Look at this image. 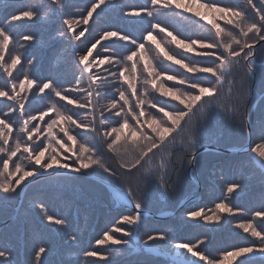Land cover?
I'll use <instances>...</instances> for the list:
<instances>
[{"label": "snow or ice", "instance_id": "snow-or-ice-1", "mask_svg": "<svg viewBox=\"0 0 264 264\" xmlns=\"http://www.w3.org/2000/svg\"><path fill=\"white\" fill-rule=\"evenodd\" d=\"M118 0H89L86 14L81 19H64L63 25L66 26V32L70 35L71 41H79L81 37L89 31L84 27L79 33H76V27L88 25L92 20L93 14L97 10L103 11L108 5L115 7ZM264 6V0H259ZM150 7L132 8L124 12L128 17L147 16L149 19L150 30L143 36L142 42L127 34H120L118 31H104L95 43L87 49L85 54L79 55L80 76L77 77L73 88H59L54 85L52 80L38 83L30 78L25 72L19 81L12 79L13 72L21 64V54L15 52L9 55L6 60V54L10 53V46L13 44V35L10 29L14 27L12 22L32 21L42 19L40 8H47L50 15L62 13L65 7L63 0H46L42 5H29L26 10L19 14L11 16V22L7 26H0V73L3 80V86H0V98L12 101V105H6L7 111L0 115V192L9 194L16 193L17 188L29 177H35L42 169L48 172L55 166L57 169H67V163H61V154L58 150L63 149L64 153H70L74 156V167L71 171L80 173L88 169L99 168L110 176H117L102 158L97 156V149L89 145L83 132H76V129H83L96 137H103L106 144V150L119 159L120 168L127 173H132L135 169L143 171L145 174L153 170L152 161L155 157V150L162 152L169 148H174L179 141L183 144L182 136L184 133V124L191 123V119L198 111L201 115L214 107L224 108V101L221 99L225 95L232 96V87L234 84L233 72L235 69L243 67L248 76L254 75L256 67V49L257 45L261 50V59H264V7L257 10L255 17H250L239 4L233 6L222 5L218 0H149ZM246 4L255 9L253 0H246ZM163 10V11H161ZM161 15H172L179 20H187L191 14L198 17L199 20L211 25L210 35L207 38H188L182 37L179 32L173 34L166 26H162L155 13ZM155 20V22H152ZM217 20H223L224 26L217 23ZM164 33L163 40H157L154 32ZM65 35V32H61ZM116 37L120 41L126 42L127 47L122 45L124 54L118 59L112 56L101 57L97 54L93 57V51L101 41H108ZM171 39H168V38ZM25 41L34 40L33 36L25 35ZM145 42H150L154 48L146 47ZM175 44L176 48H182L185 52H194L196 57L202 59H190L181 56L175 50H165L167 45ZM20 47H23L20 45ZM103 51L108 52L110 48L103 46ZM154 53V55L152 54ZM171 61L179 65L181 69L189 73H198L200 75L194 78H186L182 73L165 74L167 69L160 68L156 63L158 57ZM90 57L92 59L90 60ZM187 61V62H185ZM31 63V61H29ZM108 65L104 71L107 75L100 72V68ZM115 65V70L111 66ZM96 69V71H93ZM174 81L175 85L186 86L180 88L175 86L165 87L161 80ZM115 81V83H112ZM225 85L228 90L225 94ZM10 88V91L7 90ZM33 88L36 89L35 95L45 93L50 89L51 94L59 101H66L68 105H73L75 109H88L91 118L80 117L79 112L65 110L63 105L52 101L46 110L39 112V115L25 114V103L29 100V94ZM111 89H114L116 96L106 104H100L102 94L107 92L112 95ZM67 93H84V98L76 99L67 95ZM159 93L161 96H168L174 101H178L183 108L173 107L165 110L163 105L158 106L153 102V94ZM241 103L247 95L246 90H242ZM118 97V98H117ZM199 106V107H198ZM155 108L157 112H162L163 117H158L150 109ZM195 110V111H194ZM227 112L235 114L238 112V106H230L225 109ZM19 112L18 119H21L22 125L19 127V134L13 137V122L11 115ZM110 114V115H106ZM97 115L99 116V130L97 129ZM111 116L119 117L116 121L118 126H111ZM45 117L49 119L45 122ZM77 117V118H74ZM243 122L249 127L254 125L250 123L251 114L242 115ZM135 121V124L130 123ZM45 122L42 129L40 123ZM260 130L264 138V123H261ZM42 133L44 139L41 143ZM62 133V135H59ZM175 133V135H173ZM78 136L80 139L78 140ZM25 137L26 139H22ZM11 141V143H10ZM70 142V143H69ZM194 144L195 141H192ZM253 152L260 158L254 161L259 168L264 170V143L258 144ZM48 153L46 156L45 154ZM152 154V155H150ZM18 158V159H17ZM196 157L193 154L192 161ZM27 161L32 167H26L22 161ZM171 160H165L161 156V162L155 165V170L161 173L160 184L163 186V175L167 173L168 165ZM147 179V176H145ZM117 192L122 200H127L129 204L133 203L134 196L129 186L127 190L120 187L117 183L110 185ZM241 186L238 184H229L227 193L232 194ZM44 212L45 218L49 224L66 226V220L56 218L47 214V210L42 204L37 205ZM134 214L122 215L117 221V225H128L129 228L112 226L103 233L102 238L96 240L97 245H128L129 241L122 237H131L134 234L139 238V226L142 224L143 205L137 200L135 202ZM244 210L234 208L226 202H219L214 209H204L190 211L189 220H202L206 224H219L222 214L227 216H236L243 214ZM256 220L260 223L256 224ZM236 228L242 229L258 243L249 242L244 246H238L235 250L226 251L220 259L209 258L206 255L207 243L205 239L197 238L194 241L173 242V238L165 233L158 235H148L145 246L151 249L149 241L163 242L158 253H178L174 264H229L235 258H240L238 264H258L255 257H260L259 264H264V202L260 210L252 213V218L246 222L237 223ZM135 228V233L131 230ZM121 233V237L113 235ZM72 243H77L78 238L75 235L69 237ZM247 239V237H245ZM203 246V247H202ZM50 251L43 243L36 248L34 252V264H45L42 255ZM196 258V259H190ZM5 251H0V257H6ZM86 257H98L101 261H108L107 255L99 254L97 251H87ZM0 264H12L11 260L0 262Z\"/></svg>", "mask_w": 264, "mask_h": 264}, {"label": "trees", "instance_id": "trees-1", "mask_svg": "<svg viewBox=\"0 0 264 264\" xmlns=\"http://www.w3.org/2000/svg\"><path fill=\"white\" fill-rule=\"evenodd\" d=\"M63 2L65 5V0H63ZM218 2L222 5L233 6L235 0H229L228 4L226 3V0H218ZM237 3L242 9H244L247 12V14L250 17L257 18L255 17V13H256L255 10H253V8L248 6L245 0H239L235 4ZM253 3L255 4L256 8H259L260 6L261 8L264 7L255 0L253 1ZM69 4H73V3L69 1ZM20 6H23L22 0H6V1L0 0V21L3 20V22H5V23H0V26H7L11 22V16L13 14H19L17 10H20ZM69 6L71 7L72 5ZM80 6L81 8L78 9L80 10L78 12H81V14L85 12L84 13L85 15L87 6H89V0H83V3ZM108 6H106L103 11L98 10L99 14L96 15V20L87 27L89 31L86 32L85 35L83 36L85 39L81 37V39L76 42L74 49L78 48L77 49L78 51L82 50L81 52L86 53L87 49L91 47V44L95 43L96 39H98L99 36L104 31H117L115 27H118L120 29L118 31L120 34H127L130 37L136 39L137 42L143 41V36L147 34L148 30H150V24L148 22L150 18L148 17L140 18V20H137L135 23H128L130 22L129 19H127L128 16L123 18V15H121L119 11L123 12L120 9L121 6H125L124 8L127 11L131 10L132 8L150 7L149 0H118L117 5L112 8L113 10L109 9ZM95 14L96 13H94L93 16H95ZM155 15L159 19V22L161 23L162 26H166L168 30L173 32V34H177V32H179L182 37L193 38L195 36L197 38L199 37L197 36L198 29L205 28L204 31H206L207 33H209L211 29L209 26H206L202 23L200 24L199 20L191 16V14H186V16L189 17V19L186 20L188 22L187 31L182 32L181 31L183 30L182 25L184 23L180 25H176L177 22L180 23V21H177L179 20V18L173 20L176 22L170 20L169 23H167L168 15L165 16V15H161L160 13H156ZM125 18L128 20V22L124 21ZM152 22H155V20H153ZM12 23H14V25L17 24V22H12ZM83 26L86 27V25ZM25 28L26 27H24L23 30L21 29L19 30L21 35L28 33L27 31H25ZM45 44L46 43H41L40 41L37 43L38 46L41 45L38 49L41 51L40 58H38L39 60L37 61L35 60V62H33V64L30 67L31 71L28 69L29 65L26 69L25 67L22 66L21 63L20 65L17 66L18 68L13 72L14 80L19 81L20 79L23 78L26 72L30 78L35 79L38 83H43L48 80H52L56 84V86L61 89L66 86L65 85L66 83L67 86H70L73 83L75 84L76 79L79 76L77 74L74 75L72 68L69 69V77H68L69 79L67 82H63L62 79L58 77V75L49 78L48 72L50 71L51 67L50 65H48V62L51 60L47 59L45 55H47V48L50 45L46 46ZM122 45H126V43L124 41L118 40L116 37H113L108 41H101L100 44V46L102 47L108 46L110 48V51L119 48L122 49L121 47ZM126 46L132 47L131 45H126ZM12 47L13 49H15V52H20L19 50L20 45L19 43L14 41V39H13V44L10 46V48ZM58 47H59V41H54V45L52 46V48L51 47L50 48L54 52L58 49ZM112 47H117V48L112 49ZM71 48L73 49V47ZM172 50H173V46H172ZM97 51L98 50L96 49L95 54L97 53ZM110 51L108 52L101 51V52L105 53L106 54L105 56H112L113 58L116 59H118L122 54H124L123 49L122 50L119 49V53L115 52L117 57H114L110 53ZM11 52L13 54L15 53L13 52V50ZM256 54H257L256 67L253 70L255 75V81L253 80L252 76H248L246 74L245 68L240 67L235 69L232 77V79L234 80V84L232 87L233 94L231 97L225 95L224 97L221 98L224 101L225 107L224 108L214 107L212 109H209L203 115H201L197 111L196 115L192 117L193 120L195 119L196 129H193L189 126L184 127V133L182 136L183 144H181L178 141L174 148L166 149L163 152L159 149L155 150L156 154L154 160L152 161L153 170L151 172L145 174L142 170L137 171L134 169L132 173H127L124 169L120 168L119 159L117 158V156L113 155L112 153L106 150V144L104 142L103 137H100V141L98 140L95 141L96 138L95 137L94 141L89 142V144H91L94 147L95 145H97V152L102 156V159L106 163V165L112 171L117 173V176L116 177L110 176L108 173L102 175V172L100 173L94 172V174L106 178L111 183H117L120 185V187L126 190L130 186L133 192L134 202L138 200L143 205L142 208L147 211L157 213L161 211L174 210L177 204L179 203V201L184 197L183 194L185 192L186 193L188 192L187 191L188 189L184 183H188V186L191 187L187 178L188 166L190 163L191 154L196 149L206 145L217 148L220 147L222 149H228V150L240 148L246 142L247 139L246 124L243 122L241 117L242 115L249 114L250 111L249 109L251 105L258 99V102L253 107L251 113L250 122L254 125V127L251 128V132H250L252 135V143L249 151L246 150V151H241V153L230 152L228 154H225L219 151L216 152L213 150H208L207 152L198 155L196 161V169L198 176L200 178L201 188L202 189L205 188L207 191L209 190V193L211 194L213 193L214 198L227 196L225 198L226 200H228L231 206L243 210L248 207L243 203L245 200H250V203L255 205L256 208H261L262 202H264V181L262 179H259L258 176H256L258 177L257 178L258 180L257 179L251 180L250 178H248V179H243L242 182H238V180L236 179L238 172L240 171L242 166H247V167H243L244 172L251 171V167L254 168L257 166V164L254 162L256 161L255 159L256 156H254V153L251 150L257 144L264 143V138H262V134L260 130L261 123H264V59H261L260 48L256 49ZM9 55L10 53L6 54L5 56L6 60L9 59ZM29 55L30 54L28 53V51L25 52V55H21V57L24 59L23 60L24 64L25 63L28 64L27 56ZM43 55L45 57V64L47 65V67H40L42 63L41 56ZM189 55H190V59H202L196 57L194 52H189ZM161 58L163 60V57ZM65 59L66 58L64 57V60ZM68 60L71 61V62L67 61L69 63V66L77 69V65L75 62L76 58L71 57ZM157 62H159L162 65V61L156 60L155 63ZM108 67H109L108 65H104L103 67L100 68V72H104V69ZM111 67L113 68V70H115L116 66L113 65ZM197 75L200 74L191 73V78H194ZM4 79H7V77L0 78V86H3ZM163 82L164 81H162L161 83ZM61 83L64 84L62 87L59 86ZM169 83L168 85H166L165 82L163 84L165 87H170ZM173 85L180 88H184L181 85H175V84ZM227 90L228 87L227 85H225V94L227 93ZM242 90L247 91V95L246 97H244L243 103H241V95H240ZM31 94H29V97L31 96ZM72 94L74 98L81 99L79 97V93L77 94L72 93ZM37 98L38 96L35 95V97H32L31 99H37ZM152 98L154 103H156L158 106L163 105L165 107V110H170L173 107L181 108V109L183 108V105H180L178 101H169L168 99H164L159 93H155V95H153ZM0 99L5 100V98H0ZM32 102L33 101L28 100V102L25 103V110L31 108ZM37 103L39 102L37 101ZM40 103L43 104V101H41ZM100 103H104V102L100 101ZM58 104L63 105L65 110H68V108H70L72 109L71 111L79 112L80 116H87L86 114L88 113L90 114L88 109H82V110L75 109L73 105H67L66 101H58ZM230 106H238L239 108L238 112L235 114L227 112L225 109ZM150 111L156 114L158 117H163V113L162 112L158 113L155 108L150 109ZM36 113H37L36 110L31 111V114H36ZM119 119H120L119 117L111 116V120L113 121L111 126H118L116 122L114 123V120L118 121ZM130 123L135 124V121L130 120ZM182 123L184 124L185 122ZM96 127L99 130L100 127L99 123H97ZM76 132H83L84 137L85 136H89L91 138L94 137V134L90 132H85V130L83 129H76ZM184 134L185 135L187 134V138L184 137ZM173 135H175V133ZM194 135L197 136L196 137L197 140L194 138ZM41 138L42 140L44 139L42 133H41ZM79 139L80 137L78 136V140ZM192 141H195V143L193 144ZM45 155L47 156L48 153H46ZM162 155L165 160L168 159L171 160V163L168 165L167 173L163 175V186H161L160 184L161 173L157 172L154 167L155 165H158L161 162ZM261 173L262 176L264 177V170H261ZM215 174H217L218 176L220 175L222 181L217 182V180H214L212 177L215 176ZM145 176H147V179H145ZM59 180L60 182L63 183V185L65 184L68 186V184H73L74 188L78 190L77 191L72 188L68 189V187L66 186L67 190L69 191L68 201L71 202L72 206L76 204V207L70 211V215L74 221H77V218L80 214L78 211L80 210L82 204L86 205L88 207L87 209L90 208L91 212H94L93 216L95 219L94 221L95 223L99 222L98 216L100 218H104V217L110 218L112 213L114 216L119 211L123 213L125 212L124 209L115 207L116 200L112 196L111 192L94 181H90L78 177L52 176L39 180V182L50 184L52 182L55 183V181H59ZM224 182L227 183L228 185L233 183L238 184L241 186V188L240 190H236L234 193L229 195L226 192L225 189L226 184ZM18 189L19 188H17L16 193L5 194L0 192V221L8 218L14 212V206L16 204ZM209 193L208 195L210 196ZM59 196L61 195L52 191L44 190L43 192L38 193L36 198L42 199L49 207L53 209L51 211L53 213L51 214L57 215L59 217V214L57 213H60L61 206L63 204L59 200ZM202 199H206L205 195L203 194H202ZM221 199L222 198H220L219 201L216 200L218 201L217 203L222 202ZM84 202H86V204ZM190 205L191 204H188L187 206ZM183 210L184 208L181 209L177 214L181 213ZM32 211H34L33 212L34 216L32 217L31 219L32 221H30L29 224L25 220L26 219L25 217L16 218L17 216H15L5 227H3L0 230V251H5L7 254L6 256L11 258L13 263H14L13 258L15 257L18 264H33L32 263L33 262L32 259L34 258L33 254L35 252V249L37 248L36 245L38 241L36 239V233H38V237H41L42 234L44 233L51 237L57 235L56 237H59L60 240L62 238L61 232L56 227L55 229L54 228L49 229V227L44 222L41 221L40 216L35 211V208H32ZM14 221L16 222V226L18 227V231H19L18 235L21 238L20 248L16 246L17 241H15L14 238L15 233L8 230L11 227L13 228L12 224H14ZM31 222L34 230L31 228ZM229 222H225V223H229ZM239 222H245V221H239ZM167 224L172 226L176 225L177 228H179L180 225H182L183 229H179L178 232L182 233L183 236L179 238H181V240L184 241H187L186 240L187 238L185 236L187 235L190 236L189 234L185 235L187 233L185 232V228H190V229L193 228L192 230H196L195 232H197V230L200 231V228L203 227V230L205 231V239H207V248H206L207 254L210 253L209 249L211 248V246L215 247L216 250L222 253L226 251H232L236 249L238 246H244L246 244H249V242L254 243V241L251 239V237H249V235L243 234L239 232V230L231 229L227 226H221L220 228L213 229L209 227L207 224L205 225L203 223L201 224L195 221L187 222L184 220H178L175 217H170L169 219H166L164 221V225ZM48 230H50L51 232H48ZM8 232L14 234L12 239L8 237L9 239L7 240V236L9 234ZM30 232H33L34 234L30 235ZM245 237H247V239H245ZM58 247L61 248L64 247V245L59 244ZM81 247L86 248L85 244H83ZM65 250H67V248H65ZM14 253H16V255H12ZM46 253L49 254V252ZM135 255L136 254L131 253L129 256L130 259H134ZM29 257H31L32 262L26 260ZM136 259H139V257ZM255 259L259 264L260 257L257 256L255 257ZM46 261H49L50 264H63L64 262V261H59L58 255H55L54 253H51V255L48 256V258L46 259Z\"/></svg>", "mask_w": 264, "mask_h": 264}, {"label": "rangeland", "instance_id": "rangeland-1", "mask_svg": "<svg viewBox=\"0 0 264 264\" xmlns=\"http://www.w3.org/2000/svg\"><path fill=\"white\" fill-rule=\"evenodd\" d=\"M1 1H6V0H1ZM22 1H23V6H20V10H17L18 12H20L22 10H26L29 5H42L46 2V0H22ZM69 1L72 2L73 4H69ZM237 1H239V0H235V2L233 4H235ZM255 1L259 2V0H255ZM82 3H83V0H65L64 9H67V10L63 9L62 13H58L56 15H50L48 13L47 8H40V15H41V17H43L42 19H34L32 21L17 22V24H15L14 27L12 29H10L12 32V35L14 37V41L19 43V45L23 46V47H19V50H20L19 53L21 55H25V52L28 51V53L30 54L29 56H27L28 64H26V63L24 64V61H23L24 59L21 57V63H22L23 67H25L27 69V67L29 65L28 69L30 70V67L33 64V62H35V60L36 61L39 60L38 58H40L41 51L38 49L41 45L38 46L37 43L40 41L41 43H46L45 44L46 46L50 45L47 48V55H45V57L47 59L51 60L48 62V65H50V67H51L50 71L48 72L49 78H52V77H55L56 75H58V77H60L63 82H67L69 79L68 77H69V69L70 68L73 69L74 75L77 74L78 76H80V66L78 63L79 55L85 54V52H81L82 50L78 51L77 50L78 48L74 49L77 41H71L70 40V35L67 34V32H66V26L63 25V20L64 19H81L82 15H84V13H85L84 12L83 14H81V12H78V11H80L78 9L81 8L80 5ZM226 3L228 4L229 0H226ZM69 5H72V6L70 7ZM119 5H121V4H119ZM124 7L125 6H121V8H120L123 12L119 11V13L121 15H123V18L127 17L124 15V12L127 11ZM108 8L113 10L112 9L113 6H108ZM260 9H261V6L259 8H255L253 10H255V12H256L257 10H260ZM98 10H97V12H98ZM14 11H16V10H14ZM161 11H163V10H161ZM68 13H71V14H68ZM157 13H160V12H157ZM96 15H97V13L95 14V16H93L92 20L89 21V24L86 25V27H88L92 22H94L96 20ZM140 18H147V16L142 15V16L137 17V18L128 17L127 19H129L130 22H128V20L126 18L124 19V21L128 22V23H135L137 20H140ZM195 18L197 20H199L198 17H195ZM174 19L176 20L177 17H174L172 15H168L167 23H169L170 20L173 21ZM177 21H180V23L177 22L176 25H180V24L184 23L182 25L183 30H181V31L182 32L187 31V23L188 22L186 20H183V21L177 20ZM173 22H176V21H173ZM199 22H200V24L202 23V24L209 26L211 28V25L207 24V22L201 21V20H199ZM216 22L221 24L222 26H224L223 20H217ZM0 23H5V22H3V20H2V21H0ZM24 27H26L25 31H27L28 33L21 35L19 30L20 29L23 30ZM83 28H84L83 25L76 27V33H79L80 30H82ZM115 29L117 31L120 30L118 27H115ZM204 29L205 28H203V29L201 28V29L197 30L198 34L197 33L196 34H197V36H199L197 38H199V39L203 38L204 39L210 35V31L207 30V31H209V33H207L206 31H204ZM61 31L65 32V35H61ZM25 35L33 36L34 40L25 41L23 39V37ZM154 35L157 36V40L162 41L165 34L159 33L157 30L156 32H154ZM193 38L196 39L195 36ZM83 39H85V38L83 37ZM168 39H170V37ZM54 41H59V47L56 51L53 52V50H51V48L54 45ZM145 43H146V47L154 48V45H151L150 42H145ZM172 46H173V50H175L181 56H185V57L190 58L189 52H183L184 50L182 48L178 49V48H176V46L174 44L173 45L172 44L167 45L165 50L172 49ZM71 47H73V49ZM116 48L117 47H112V49H116ZM96 49L98 51L95 54ZM96 49L93 51V57H96L97 54H99L101 57L106 55L105 53L101 52V51H103L102 46L98 45ZM119 49L122 50L121 48H119ZM119 49L111 50L110 53L114 57H117L115 52L119 53ZM12 50H13V52H15V49H13V47H12V48H10V54H13L11 52ZM37 50H38V52H37ZM44 54H45V52H44ZM152 54L154 55V53H152ZM52 55H54V56H52ZM41 57H42V63L40 65V67H47V65L45 64L44 55ZM64 57L66 58L65 60H64ZM71 57L76 58L75 62L77 65V69L69 66L68 62H71V61H69L68 59ZM161 57H158L156 60L162 61V65L159 62H157L156 64L160 68H166L167 69L165 74H172L173 72L178 73V74L182 73L184 75V77L191 78V73L185 72L184 69H181L179 67V65H175L171 61L166 60L167 61L166 62L164 59L162 60ZM91 59H92V57H90V60ZM29 61H31V63H29ZM185 62H187V61H185ZM22 69H24V68H22ZM32 70H34V69H32ZM93 71H96V69H93ZM101 73H103L104 75L107 74L105 71L101 72ZM1 76H2V73L0 74V77ZM12 79H14V77H12ZM162 81H164L166 85H168V83L171 82V83H169L170 86H174L173 84H175V83H173L174 81L167 82L168 80H166V79L161 80V82ZM112 83H115V81H112ZM54 85L56 86L55 83H54ZM63 85L64 84L61 83L59 86L62 87ZM65 85L66 86L64 88H72V87H74L73 85H75V84L73 83L71 85L69 84L70 86H67V83H66ZM175 87H177V86H175ZM183 87L186 88V86H183ZM7 90L10 91V88ZM111 91H112L111 96H109L107 92L102 94L100 101H103L104 103H100V104H106V103H108V101L110 99H112L113 97L116 96L115 91L113 89H111ZM35 93H36V89H33L32 94L29 97L30 98L29 101H33L31 103L32 106L30 109L25 110L26 115L31 114V111H34V110H36V112H37L35 115H39V112L46 110L52 101H56L57 103L59 101L57 97H55L54 95L51 94L50 89H47V91H45V93H43L41 95H37L38 96L37 99H31L32 97H35ZM67 95L73 97L72 93L67 94ZM153 95H155V93ZM79 97L81 99L84 98V93H79ZM162 97L164 99H168L169 101H174L168 96H162ZM36 100L39 103H37ZM41 101H43V104L40 103ZM158 101H160V100H158ZM12 103H13L12 101H7L6 99L5 100L0 99V108H3V111H7L6 105H12ZM68 110H72V109L68 108ZM3 111H0V115H3ZM86 115L90 119V117H91L90 114L88 113ZM107 115H110V114H107ZM18 116H19V112L13 113L11 115V120L13 122V137H15L17 134H19V127L22 125V122H23L21 119H18ZM80 117L83 118L85 116H80ZM48 119H49V117H45V122ZM98 121H99V117L97 116V123H99ZM45 122L34 121L33 123H40V126L43 129L45 127ZM115 122H116V120H114V123ZM188 126L193 128V129H196L195 119L194 120L191 119V123H187V122L184 123V127H188ZM14 131H15V134H14ZM38 135L41 136V133ZM59 135H62V133H60ZM95 137H96L95 135L93 138H91L89 136H85V140L89 144V142L94 141ZM184 137L187 138V134L186 135L184 134ZM196 137L197 136L194 135L195 139H196ZM22 139H26V138L22 137ZM97 140L100 141V137L99 138L96 137L95 141H97ZM42 141L43 140L41 138V140L37 141V143L39 144ZM10 143H11V141H10ZM251 143H252V141H251ZM89 145H91V144H89ZM101 145H102V143H101ZM256 146L253 147V149L256 148ZM95 148L97 149V145H95ZM58 150L60 151V154H61L60 162L61 163H67L69 167L67 169H57L54 166L53 169H50L49 171H65V172L77 173V172L71 171V168L75 166L73 164V160L75 157L72 156L70 153H64L63 149H58ZM253 153H254V156H256V158H255L256 161H259L260 158L256 155L255 152H253ZM97 156L102 158V156L99 153ZM22 163L26 167H32L31 165L28 164V162L26 160L22 161ZM191 164H192V161H190V163H189L190 167H191ZM189 166H188V169L190 168ZM243 167H247V166H242V168L238 172V175L236 177L238 182H242L243 179H248V178H250L251 180H254V179H257L258 177H259V179H262L264 181V177L262 176V173H261L262 169L259 168L258 165L254 168L251 167V171H247V172H244ZM94 172H97V173L102 172V175L106 174L103 172L102 169H99V168H95V170L88 169L86 171H81L80 173L95 175L102 180L108 181L106 178L100 177V176L94 174ZM41 173H45V172L41 169L40 173L37 176L41 175ZM37 176L27 178L20 185V186H23V185L28 183L27 184V186H28L30 183L34 184V185L33 184L30 185V187L27 189L26 192H23L24 196H23L21 206L19 209L15 210L12 214L17 216L16 218L25 217L26 218L25 220L29 224L30 221H32L31 220L32 217L34 216V213H33L34 211H32V208H35V211L40 216L41 221L44 222L49 227V229H52V228L55 229V227H56L61 232V236H62L61 240L59 239V237H56L57 235L54 237H51V236H48L47 234L43 233L41 237H38V233H36V239L38 240L36 246L39 247L40 244L43 243L48 249H50V251H48L49 254L45 253L42 255V259L45 261V264L46 263L50 264V262L46 261V259L48 258V256L51 255V253L58 255V260L64 261L63 264H174V261L177 259L178 255H179L178 253H175V254L168 253L165 250L164 254L161 255L158 253L157 250L163 242H161V241H149L148 244H150L152 247H151V249H148L145 246V241H147L148 235H158L160 233H165L169 236L174 237V238L172 237L174 243L175 242H182L184 240H181V238H179V237H182L183 235H182V233L178 232L179 229H183L182 225H180V227L177 228L176 225L175 226L168 225V224L164 225V221H155L152 218H142V224L139 226V233H138L139 238L138 239H137V235L134 234L131 237H122L123 239H126L129 241L128 245H111V244L97 245L96 240L102 238L103 233L108 231L112 226L124 227L125 229H128L129 228L128 225H117L116 221L122 215L134 214V212L117 213L116 215H114L111 218V221H109V222H106V220L109 219L108 217L100 218L98 216L99 222L95 223L94 222L95 219L93 216L94 212H91L90 208L87 209L88 207L86 205L82 204L80 210L78 211L80 214L77 218V221H74L70 215V211L76 207V204L74 206H72L71 202L68 201L69 191L67 190V187H68V189L72 188L74 190H77L74 188V185L73 184H68V186L65 184L63 185V183L60 182V180L55 181V183L52 182L50 184L49 183L45 184V183L39 182V181H37V182L34 181L36 184L34 182H31ZM256 176H258V177H256ZM187 178H188V181H189L191 187H193L194 189L199 188V193H198V191L194 192L195 194L198 193V197L193 202V205H190L187 208L185 206L184 210L181 213L175 215V218L178 220H184L187 222L195 221V222H199L201 224L203 223L206 225V223H204L202 220H189L188 219V213L190 211H197L199 209H204L205 212L207 213L208 209H210V208L214 209L215 208V205L220 200V198H222L221 201L229 204L228 200H226V198H225L227 196H223L220 198H214L213 193L211 194V193H209V190L207 191L205 188H203V189L201 188V182L199 179L198 180L194 179V176L190 177L189 173L187 175ZM212 178L214 180H217V182L222 181L221 176L220 175L218 176L217 174H215V176H213ZM184 184L188 189L187 190L188 192L187 193L185 192L183 194L185 197L191 193L193 188L189 187L188 183H184ZM225 184H226L225 189L227 192V187L229 185L227 183H225ZM27 186L25 187V189L27 188ZM56 187H58V188H56ZM240 188H238L237 190H240ZM64 189H66V190H64ZM44 190L45 191H52V192H55V193L61 195V196H59V200L63 203L61 206V211H60V213L55 212V213L59 214V217L57 215L51 214V213H53V212H51L53 209L51 207H49L42 199L36 198L37 194L43 192ZM208 193L210 194V196L208 195ZM202 194L205 195L206 199H202ZM206 195H208V196H206ZM229 195H231V194H229ZM216 200H218V201H216ZM16 201H18V200L16 199ZM189 201H191V199H189ZM76 202H78V201H76ZM84 203L86 204V202H84ZM243 203L245 205H247L248 207L244 209V213L242 215L238 214L236 216L229 217V216H227V214H222V219H221V222L219 224L212 223V224H207V225L213 229L220 228L221 226H227L231 229L239 230V232H241L243 234H247V233H244L242 229L236 228L235 225L237 223H240L239 221H245L246 222V221L250 220L252 218V213L255 210H260L261 208H256L255 205L250 203V200H245ZM40 204H42L43 207L47 210L48 215H52L56 218H62L64 220H66L67 225L66 226H60V225L49 224L45 218L44 212H42L40 207L37 206ZM181 209H183V208H181ZM96 215H97V212H96ZM15 221H14V224H12L13 228L11 227L8 230L15 233L14 238H15V241H17L16 246L18 248H20L21 238L18 235L19 231H18V227L16 226ZM225 222H229V223H225ZM259 223H260V221L256 220V224H259ZM31 228L34 230V228L32 226V222H31ZM192 229L185 228V232H187L185 235H187V234L190 235V236H188V235L185 236L187 238L186 239L187 241H194L197 238L205 239V231L203 230V227L200 228V231L197 230V232H195L196 230H192ZM131 230L135 233V228H132ZM48 232H51V231L48 230ZM33 234H34L33 232H30V235H33ZM13 235L14 234H11V233H9L8 236L6 235L7 240L9 238L12 239ZM71 235L77 236V238H78L77 243L71 242V240L69 239V237ZM113 235H115L117 237H121V233H114ZM249 237H251V236L249 235ZM251 239L254 241V243H258V241H255V239L253 237H251ZM205 240L207 243V239H205ZM59 244L64 245V247L59 248L58 247ZM83 244H85L86 248L81 247ZM65 248H67V250H65ZM93 250L97 251L99 254L107 255L109 258L108 261H101L98 259V257H86L85 256V253L87 251H93ZM209 251H210L209 254H207V251H206V255H208L209 258L220 259L222 257V255L225 254V252L220 253L213 246H211ZM131 253L136 254L134 259H130L129 256ZM9 255H11V254H9ZM12 255H16V253H14ZM33 256H34V254H33ZM138 257H139V259H136ZM189 258L190 259H196V258L190 257V254H189ZM13 259H14V263L18 264L16 258L14 257ZM239 259H242V257L233 259L232 261L229 262V264H235L236 262L238 263ZM7 260H11V258H9L7 256L6 257H0V262H6ZM26 260L29 262H32L31 257L27 258ZM32 260H33L32 263L34 264V259H32ZM14 263L12 261V264H14ZM200 264H203V262H200Z\"/></svg>", "mask_w": 264, "mask_h": 264}, {"label": "water", "instance_id": "water-1", "mask_svg": "<svg viewBox=\"0 0 264 264\" xmlns=\"http://www.w3.org/2000/svg\"><path fill=\"white\" fill-rule=\"evenodd\" d=\"M257 47H259V45H257ZM247 134H248V138H247V142L245 143V145L243 147H241L240 149L238 150H235V152L239 153L241 152V150H245L247 147H250V142H251V134H250V128L247 126ZM207 149H211V150H215V151H221V152H225V153H229L231 152V150H224V149H221V148H216V147H211V146H206V147H202L200 148L194 155L196 156L197 154H200L201 152H204V151H207ZM51 175H71V176H79V177H84V178H88V179H92V180H95L97 182H100L101 184H103L104 186L112 189V190H115L113 189L110 185L109 182L105 181V180H102L96 176H93V175H90V174H86V173H72V172H65V171H49V172H46L44 174H41L39 176H37L34 180H32L31 182H34L36 181L37 179H40V178H43V177H46V176H51ZM28 184V183H27ZM27 184L23 185L22 188H21V192H20V196H19V203L21 202V199H22V196H23V192L25 190V187L27 186ZM131 207L133 209H135V207L133 206V203L130 204ZM3 223L0 224V226L2 225Z\"/></svg>", "mask_w": 264, "mask_h": 264}, {"label": "bare ground", "instance_id": "bare-ground-1", "mask_svg": "<svg viewBox=\"0 0 264 264\" xmlns=\"http://www.w3.org/2000/svg\"><path fill=\"white\" fill-rule=\"evenodd\" d=\"M193 188V187H192ZM63 210V209H62ZM121 211L117 212L120 213ZM113 217V213L111 214L110 218L107 220V222L111 221V218Z\"/></svg>", "mask_w": 264, "mask_h": 264}]
</instances>
